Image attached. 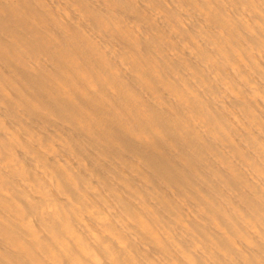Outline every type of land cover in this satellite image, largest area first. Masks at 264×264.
Returning a JSON list of instances; mask_svg holds the SVG:
<instances>
[{
	"label": "clouds",
	"instance_id": "clouds-1",
	"mask_svg": "<svg viewBox=\"0 0 264 264\" xmlns=\"http://www.w3.org/2000/svg\"><path fill=\"white\" fill-rule=\"evenodd\" d=\"M37 7L49 48L64 47L54 28L89 54L87 62L62 57L55 88L64 99L102 105L107 119L149 144L167 140L157 118L166 112L175 134L204 150L205 171L193 170L195 182L158 187L138 164L109 154L101 158L112 170L97 174L62 134L45 143L25 121L54 117L26 94L16 69L38 74L47 57L13 40L3 47L8 72L0 69V264H264V0ZM141 37L155 38L151 54ZM81 112L79 129L106 145L101 120ZM63 152L71 158L61 163ZM101 214L108 223L96 222Z\"/></svg>",
	"mask_w": 264,
	"mask_h": 264
},
{
	"label": "bare ground",
	"instance_id": "bare-ground-1",
	"mask_svg": "<svg viewBox=\"0 0 264 264\" xmlns=\"http://www.w3.org/2000/svg\"><path fill=\"white\" fill-rule=\"evenodd\" d=\"M47 2L55 11L56 5L60 4L61 0H47ZM37 3L38 0H0V69L8 72V68L5 67L6 58L3 55V47H10L13 40L23 45L34 55L39 54L47 57L43 69L38 74L16 69L26 94L41 103L54 117V119H50L48 116L34 114L31 116L30 122L25 121L27 127L37 132L45 143L50 142L53 138H59V134L68 137L76 145L77 152L87 160L89 168L94 169L101 176L107 177L108 172L112 170L101 158L103 154H109L138 164L158 187L163 184L174 186L185 184L187 181L195 182L193 170L205 171V161L201 159L204 150L194 141L185 140L176 135L166 112H157V118L160 125L168 132L167 140H158L149 144L133 139L118 122L107 119L102 105L78 97L80 107H77L59 94L55 88V78L61 77L65 68L62 57L76 55L87 62L89 54L86 50L79 49L75 43L67 41L64 34L54 28H49V31L54 32L64 47L49 48L42 27L44 20L41 17L44 14L37 7ZM73 18L76 19L75 16ZM127 18L129 22L133 23L137 20L131 15ZM69 28L76 31L75 26L71 23ZM144 32L146 35H150V29L145 28ZM154 39L152 37L146 40L141 37L146 54L153 52ZM125 47H127L126 44ZM13 67L15 66L13 65ZM127 82L132 90L139 93L140 88L135 76L129 74ZM81 108L101 120L106 145L98 144L79 129L76 122L82 115ZM13 124L14 122L10 120L9 127H13ZM69 124L72 127H68ZM3 139H5L4 133L0 131V140ZM19 155L25 159L23 152H20ZM64 157L71 158L67 152H63L60 157L61 163L64 162ZM48 161L49 166H54L57 163L56 157H49ZM25 163L29 169L34 170V164L30 158L25 159ZM82 174L87 175V173ZM65 190L71 193L70 187L65 186ZM57 199L62 203H67L62 196ZM20 204L25 211L31 212V206L27 201H20ZM165 218L167 219V217ZM96 222L106 224L108 217L101 214L96 217ZM89 226L93 227V234H96L94 225L90 224ZM83 251L86 256L89 255L87 249H83ZM97 259L93 257V264H96Z\"/></svg>",
	"mask_w": 264,
	"mask_h": 264
}]
</instances>
